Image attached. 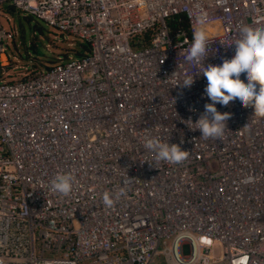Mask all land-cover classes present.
Wrapping results in <instances>:
<instances>
[{
	"label": "built area",
	"instance_id": "built-area-1",
	"mask_svg": "<svg viewBox=\"0 0 264 264\" xmlns=\"http://www.w3.org/2000/svg\"><path fill=\"white\" fill-rule=\"evenodd\" d=\"M4 3L89 52L9 83L0 35V264H264V118L236 99L216 105L231 113L222 139L188 125L211 103L205 66L234 57L242 26L264 27V0ZM152 136L188 159L158 162ZM58 173L74 177L68 196L51 189Z\"/></svg>",
	"mask_w": 264,
	"mask_h": 264
},
{
	"label": "clouds",
	"instance_id": "clouds-1",
	"mask_svg": "<svg viewBox=\"0 0 264 264\" xmlns=\"http://www.w3.org/2000/svg\"><path fill=\"white\" fill-rule=\"evenodd\" d=\"M206 15L197 18L193 30V41L185 57L188 62L200 64L207 56L209 46L208 33L204 27ZM236 51L231 59H224L222 64L205 66L203 76L208 84L205 88L207 98L211 103L205 105V111L193 123V130H200L204 139H222L227 129V121L231 113L218 111L216 105L228 106L230 102L239 99L242 106L252 107L254 116L264 118V27L244 25L239 29V38L234 41ZM246 74V82L241 75ZM194 77L186 76L180 84L181 88H190ZM183 143V141H181ZM144 147L155 153L156 160L170 164H181L188 159L189 151L182 150L180 144H170L159 137L145 139ZM74 177L69 173H58L51 181V189L63 196H68L73 190ZM124 194L121 189L115 198ZM112 193L105 191L102 202L111 208L115 203Z\"/></svg>",
	"mask_w": 264,
	"mask_h": 264
},
{
	"label": "rangeland",
	"instance_id": "rangeland-1",
	"mask_svg": "<svg viewBox=\"0 0 264 264\" xmlns=\"http://www.w3.org/2000/svg\"><path fill=\"white\" fill-rule=\"evenodd\" d=\"M60 34L24 12L14 10L10 3L0 5V35L3 36L6 54L9 57L6 82H18L32 76L34 65L40 66L43 70L46 66L57 65L53 64L56 56H53L49 42L53 40L56 46H62L64 41H69L68 38L60 37ZM69 46L73 47V44ZM159 264H164L162 258Z\"/></svg>",
	"mask_w": 264,
	"mask_h": 264
},
{
	"label": "trees",
	"instance_id": "trees-1",
	"mask_svg": "<svg viewBox=\"0 0 264 264\" xmlns=\"http://www.w3.org/2000/svg\"><path fill=\"white\" fill-rule=\"evenodd\" d=\"M14 9V8H13ZM15 10V9H14ZM172 27H174L175 22H171ZM60 37L68 38L70 41H64L62 46H56L55 42L51 40L49 42V48L51 52L53 53V56H56L55 62L53 64H59L62 61L69 60V58L74 59H81L82 57L86 56L89 52V45L82 39L76 38L70 35L66 34H60ZM146 41H150V37H146ZM73 44V47H70L69 45ZM70 47V48H69ZM58 58V59H57ZM62 58V59H61ZM52 68L49 66H46L45 69H41L40 66L34 65L33 66V73L32 76H37L41 73H43L45 70Z\"/></svg>",
	"mask_w": 264,
	"mask_h": 264
}]
</instances>
